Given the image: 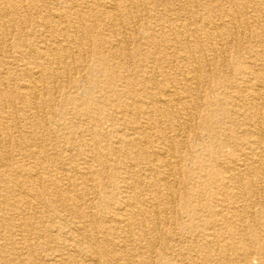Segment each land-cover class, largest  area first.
I'll list each match as a JSON object with an SVG mask.
<instances>
[{
    "label": "bare ground",
    "instance_id": "obj_1",
    "mask_svg": "<svg viewBox=\"0 0 264 264\" xmlns=\"http://www.w3.org/2000/svg\"><path fill=\"white\" fill-rule=\"evenodd\" d=\"M36 1L0 0V264H264V0Z\"/></svg>",
    "mask_w": 264,
    "mask_h": 264
},
{
    "label": "rangeland",
    "instance_id": "obj_2",
    "mask_svg": "<svg viewBox=\"0 0 264 264\" xmlns=\"http://www.w3.org/2000/svg\"><path fill=\"white\" fill-rule=\"evenodd\" d=\"M59 1L60 0H37L36 2H32V4H34L33 6H32V8L31 7H28L27 9L30 11V12H34V11H37V10H39V11H41L42 10V12H46L47 10H51V11H56V9H65L64 8V5H62V4H59ZM108 1V0H107ZM201 1V0H200ZM101 3H102V5H106L105 4V0H102L101 1ZM139 5H142V4H137V6H138V8H134L135 10L134 11H140V20H142V21H144V22H146L147 20H150V19H153V18H158L157 16H161L162 15V13L166 10V7H165V5H162V6H160L159 8H158V11H159V14H153V10H152V8H149V7H147V8H145L144 6H139ZM194 5V6H193ZM192 6H193V8L194 9H196V8H199V7H201V6H199V0H192ZM178 7V6H177ZM177 7H173V8H177ZM54 8V9H53ZM35 9V10H34ZM140 9V10H139ZM246 36H244V38H245V41L247 40V41H249L250 42V45H251V47L253 48V51H254V49L256 50V51H258V50H262L263 48H264V42L261 40V39H256L255 37H254V35L251 33V32H246V34H245ZM262 42V43H261ZM10 43V42H9ZM261 44H262V46H261ZM10 45V44H9ZM11 47L10 46H8V49H10ZM16 53V51H15V49H14V47H12L11 48V54H9L10 56H12V55H14ZM258 53V52H257ZM259 54H261L262 56L260 57V60H256L257 61V63H259L260 65H264V54L263 53H259ZM250 55V54H249ZM251 57H252V60H253V58H257V55L254 53V54H251ZM259 67L260 66H256L255 68L257 69V70H259L260 71V69H259ZM261 72H264V70H261ZM69 91V90H68ZM68 91L67 92H65V93H63V92H60L59 94H58V96H57V103H59V102H66V98H67V96H68ZM67 119L68 120H72V119H74V117H73V115L72 114H68V116H67ZM112 123L110 122V121H108V123H105V126L104 127H106V128H108V127H112V125H111ZM113 125H114V123H113ZM192 138V136L191 135H185V136H182V139H183V141H185V143L188 145V143L190 142V139ZM244 142V141H243ZM242 142V143H243ZM187 147V149H188V146H186ZM232 150V148H228V152L229 151H231ZM250 150V146H246V150L245 151H249ZM224 161H226V160H224ZM185 163V162H184ZM259 178H261V174H257V175H254V176H252V179L254 180V181H257ZM264 196V195H263ZM263 196H261L260 194L258 195V193H256L255 191H253V197L254 198H257V199H261V197H263ZM237 200V198L236 197H234V196H231L230 198H229V201H231V202H233V201H236ZM235 205H237L236 203L234 204V203H230V208H229V211L231 212L232 211V208L235 206ZM257 206V207H256ZM251 210H256V211H258V205L257 204H255V208H253V209H251ZM258 218V220H259V222L262 224V226H263V229H264V220L260 217H257ZM252 219H254V218H252ZM252 219L251 218H245V219H240L241 220V223L242 224H245V223H251L252 222ZM221 223H223V229L224 230H226L227 228V224H225L223 221L221 222ZM227 225V226H226ZM220 226V225H219ZM173 227V226H172ZM173 229L175 230V231H177V229H175L174 227H173ZM227 231V230H226ZM237 237H240V235L238 236L237 235ZM43 252V251H42ZM86 258V257H85ZM250 260H251V263L252 264H261V260H259L258 259V257L257 256H255L254 254H251L250 255Z\"/></svg>",
    "mask_w": 264,
    "mask_h": 264
}]
</instances>
